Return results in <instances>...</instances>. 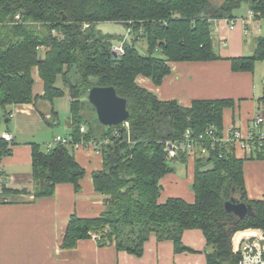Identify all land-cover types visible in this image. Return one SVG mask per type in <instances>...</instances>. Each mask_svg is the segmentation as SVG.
Here are the masks:
<instances>
[{"label":"trees","instance_id":"1","mask_svg":"<svg viewBox=\"0 0 264 264\" xmlns=\"http://www.w3.org/2000/svg\"><path fill=\"white\" fill-rule=\"evenodd\" d=\"M242 8L257 19L264 17V0H224L220 5L213 0H0L3 117L10 118L11 106L41 100L53 106L65 92L71 99V144H55L48 150L33 143L32 188H11L3 180L0 204L21 196L52 197L59 184H71L80 193L86 171L73 150L75 145L95 143L104 162L93 174V184L105 197V211L96 218L73 215L63 249L94 238L101 248L115 246L142 257L154 235L171 241L176 253H184L194 251L183 244L184 233L199 230L206 239L207 264H241L234 236L249 229L264 233V202L248 198L244 162L263 160L264 155L256 150L241 159L233 145L223 144H217L208 158L191 159L185 153L170 158L167 151L169 142L184 141L188 131L198 138L213 128V137L225 136V110L235 108L236 102L196 99L184 106L177 100H161L137 79L142 76L160 86L174 63L222 60L214 49V22L236 20ZM99 23H118L130 30L134 37L124 43V54L112 51V37L96 32ZM139 40L147 42L146 54L137 48ZM255 42L252 56L230 59L234 72H254L256 64L264 62V36ZM35 71L44 84L43 95L34 93ZM60 77L65 88L56 87ZM95 86H113L128 100L127 124L106 127L99 122L88 101ZM52 114L58 121L54 110ZM11 154V143L0 135V163ZM175 161L194 166L193 202L179 197L163 200L162 180L176 172L171 165ZM232 196L251 205L255 215L241 220L229 214L224 204Z\"/></svg>","mask_w":264,"mask_h":264},{"label":"crops","instance_id":"2","mask_svg":"<svg viewBox=\"0 0 264 264\" xmlns=\"http://www.w3.org/2000/svg\"><path fill=\"white\" fill-rule=\"evenodd\" d=\"M248 14L247 10V14L238 15L242 20L236 22L234 30L231 29L230 20L214 22V49L222 60L174 63L171 73L160 86H155L150 79L142 76L138 77L137 82L155 92L161 100H177L184 106H190L196 99H232L236 106L225 110L224 134L227 136L230 130L237 129L248 136L254 131L257 116L264 117V102L259 101L264 97V62L257 63L254 72H234L230 61L236 57L252 56L256 49L255 41L260 36L255 35ZM246 29L253 31L250 38ZM34 77L41 88L39 93H34L43 95L44 84L39 77ZM52 110L57 113L44 100L9 107V112L14 113L15 117L5 119L7 125L0 135L10 133L14 139L11 143L12 154L4 157L0 163V176L11 188H32L31 145L36 143L42 146L40 134L48 131L45 130L46 125L54 127L59 123ZM67 126L69 128L68 120ZM57 137L62 136L54 137V143ZM45 146L42 148L47 149ZM73 152L86 171L80 193H76L71 184H59L52 197L34 200L32 196H21L10 203L0 204V264H207L206 239L199 230L184 233L183 244L194 250L184 253H176L171 241H159L154 235L146 243L142 257L118 251L115 246L101 248L94 238L81 240L74 249H63L65 232L73 215L96 218L105 211V197L95 191L93 184V174L103 169L100 147L95 143H82ZM237 156L247 158L241 151L237 152ZM187 171V179L177 177L175 172L162 180L164 201L170 197L194 201L193 164L188 165ZM244 176L248 198L264 202V159L246 160ZM248 241L264 247V233L260 230L238 232L233 238L234 251L238 252L242 243Z\"/></svg>","mask_w":264,"mask_h":264},{"label":"built area","instance_id":"3","mask_svg":"<svg viewBox=\"0 0 264 264\" xmlns=\"http://www.w3.org/2000/svg\"><path fill=\"white\" fill-rule=\"evenodd\" d=\"M249 20L252 21L253 31L264 32V17L257 19L256 16L249 12ZM20 19V16L16 17ZM242 19H236L231 21V29L234 30L236 28V22L241 21ZM86 28L89 27V24L85 25ZM253 31L250 29H246V34L250 36ZM55 33V32H54ZM124 43L121 46H113L112 51L115 54H124ZM11 119L15 117L14 113H11L9 116ZM127 124V123H126ZM84 131V128H82ZM214 130L211 128L207 131L206 136L199 135L198 138L192 136V133L188 131L186 133V138L182 142H169L167 144V151L170 158H175L179 156L181 153H185L191 159L199 158H208L211 156V153L215 151L217 144L223 145H233L236 150L241 151L243 154L249 158L251 155L255 153L256 150H259V154L264 155V117L258 116L254 121V131L251 132L248 136H244V134L237 130H230L229 135H225L222 137H213ZM2 137L12 143L14 137L10 133H3ZM208 138V139H207ZM71 144L70 138L57 137L54 144H49L47 149L53 148L55 144ZM78 147V145H75ZM258 154V155H259ZM4 179L0 176V182ZM239 252L243 257L241 264H264V247H262L259 243L256 242H245L242 243Z\"/></svg>","mask_w":264,"mask_h":264},{"label":"rangeland","instance_id":"4","mask_svg":"<svg viewBox=\"0 0 264 264\" xmlns=\"http://www.w3.org/2000/svg\"><path fill=\"white\" fill-rule=\"evenodd\" d=\"M215 4L220 5L222 4V2H224V0H213ZM247 14V9L246 8H242V10L239 12V14ZM96 32H100L103 35H107L109 37H112V43L113 46H121L123 44V42H128L130 43L134 37L133 34H131L130 30H128L124 25L122 24H118V23H99L96 25L95 28ZM256 36H264V32H258L256 30L255 32ZM248 38L251 37L247 35ZM137 48L139 49V51L142 54H146L147 53V42L145 40H139L137 43ZM157 57H160V53H156ZM259 73V71H258ZM35 76L38 78L37 76V72L35 71ZM56 87L58 88H65L64 83L62 81V78L60 77L57 82H56ZM40 85L39 83L36 84V86L34 87V91L36 93L40 92ZM67 91V89H66ZM65 96L64 97H60V98H56L53 101V107L55 108V110L58 113V120L59 123L57 125H55L54 127H48L46 124L48 131H45V133H41L40 134V141H42V146L44 147L45 145H43L44 143H48V142H53V138L56 137L57 135H61L63 138L64 137H70V131L69 128L67 126V120L69 119L70 115H71V104H70V98L67 92H65ZM8 113L9 116L12 112H9V108H8ZM89 115L94 116V112L92 110L89 111ZM4 116V112L0 109V118H2V122L0 125V131H2L5 127H6V123H5V118ZM11 119V118H10ZM44 125V126H45ZM48 132V133H47ZM46 146H48L46 144ZM45 146V147H46ZM171 165L176 169V176L182 179H187L188 176V166L180 163V162H171ZM252 230V229H249Z\"/></svg>","mask_w":264,"mask_h":264},{"label":"water","instance_id":"5","mask_svg":"<svg viewBox=\"0 0 264 264\" xmlns=\"http://www.w3.org/2000/svg\"><path fill=\"white\" fill-rule=\"evenodd\" d=\"M89 103L96 109L99 122L106 127L127 123L131 117L128 100L120 96L113 86H95L88 95ZM235 192V191H233ZM225 210L239 219L255 215L251 205L232 196L224 204Z\"/></svg>","mask_w":264,"mask_h":264}]
</instances>
